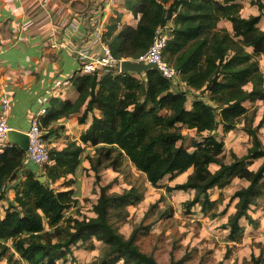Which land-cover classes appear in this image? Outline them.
Masks as SVG:
<instances>
[{
  "label": "trees",
  "instance_id": "16d2710c",
  "mask_svg": "<svg viewBox=\"0 0 264 264\" xmlns=\"http://www.w3.org/2000/svg\"><path fill=\"white\" fill-rule=\"evenodd\" d=\"M236 1L123 0V7L140 18L133 27L121 23L119 12L112 17L104 41L113 55L138 59L151 47L156 30L172 24L165 60L189 88L209 92L208 100L197 95L191 108L187 107V91L177 88L157 69L140 75L107 72L71 77L78 98L72 102L53 97L42 118L43 129L53 132L56 122L83 108L79 123L84 124L89 114L93 120L80 135L81 144L73 141L60 150L50 149V163L45 165L47 181L27 169L30 161L18 145L0 154V200L7 189L15 192L0 218V264H69L76 261L74 248L90 242L83 248L95 250L94 241L101 242L104 249L91 264H163L141 250L136 231L126 238L112 222L114 215L119 217L129 206L144 200V194L135 187L122 193H108L102 187L94 217L65 216L77 201L73 189L54 186L74 175L84 157L98 179L101 169L117 170L129 161L154 187L167 176L173 178L192 169L186 182L167 188L170 192L194 191V197L186 202L188 209L199 206L215 219L227 215L234 203L235 210L224 225L229 242L243 238V221L259 226L251 212L253 207H260L264 213L262 122L244 127L252 145L242 157L233 152L230 163L222 160L224 142L215 134L220 126L224 133L236 130L249 113L245 104L264 96V73L258 60L264 55V29L259 26L264 0L254 1L260 14L249 17L242 16L243 5ZM223 20L230 22L232 30L219 27ZM184 128L209 134L189 150ZM88 147L94 149V155H85ZM257 160L261 164L251 169ZM213 164L217 166L214 171L210 169ZM234 179L245 180L248 185L236 190L220 210L223 193L212 199L211 190L225 189ZM73 184L74 180H69L66 187ZM259 260L255 259L256 264H261ZM169 264L179 263L172 260Z\"/></svg>",
  "mask_w": 264,
  "mask_h": 264
},
{
  "label": "rangeland",
  "instance_id": "374dc122",
  "mask_svg": "<svg viewBox=\"0 0 264 264\" xmlns=\"http://www.w3.org/2000/svg\"><path fill=\"white\" fill-rule=\"evenodd\" d=\"M122 1L15 0L14 2L13 0V3L12 0H0V102L2 93H7L11 97L12 105L14 102V110H17L15 114L10 113V115H13V119L9 121L10 125L18 127L20 123L23 126L22 128H27L28 125L26 117L21 111L22 107L31 101V89L26 84L31 76V67L22 65L24 62L22 52L25 48L34 47V43L38 41L39 37H47L52 30L58 33L56 35L59 36H57L55 42L50 41L49 48L66 44V41H69V44L76 41L75 44L81 45L91 32L97 30L96 26H91L92 23L98 21L97 17L106 9V12L109 13L107 24H105L107 27L112 17H116V12L123 3ZM240 1L243 2L242 16L249 17L260 14L259 7L254 2L255 0ZM4 2H9L7 12L2 10ZM75 14L89 17L88 23L87 26L82 28L79 37L74 38L71 36L72 34L68 37L67 27ZM261 15L259 26L264 29V13ZM219 27L232 30L231 24L226 20L221 21ZM103 31H106V29ZM67 51L63 46L60 53L51 52L49 55L53 60H60L61 63L68 55ZM10 56L13 58L11 60L14 61V64H11ZM60 56H63V58ZM69 57H72V55L70 54ZM258 60L264 73V55H261ZM65 65L66 63L63 62L62 68ZM73 66V69L77 68L75 64ZM67 71H70V69ZM57 72L52 73L51 78L63 73L62 70ZM32 74L39 78L37 72ZM67 77L69 76L65 74L58 76L59 81L57 83L51 82L48 87L56 89L57 87L67 86L70 81ZM175 85L180 90L187 91V107L193 103L197 95L208 100L209 94L207 92L195 91L189 88L180 81V77L176 80ZM247 88L250 89V86ZM48 101L47 99L45 102L47 106L44 105V107H49ZM36 103L39 105L42 102L36 100ZM248 107L250 108L248 115L241 120L236 130L224 133L219 127L215 132L217 137L224 142V151L221 154L224 162L230 163L232 161L233 152L239 157L248 153L252 140L244 130L245 126L252 125L256 127L262 121L259 135L264 142V98L248 104ZM31 109L33 110V107ZM35 110L32 112L38 113ZM83 111L84 108L80 113L71 115L66 120L56 122L51 133H49V128L44 129V135L47 136L46 141L50 149L60 150L73 141L81 144L80 134L87 126V123L80 124L78 121ZM91 115L89 114L87 121L91 122ZM183 133L186 135L185 146L189 150H193V144L203 140V137L209 134L199 135L196 130L187 128L183 129ZM87 154L94 155V149L91 147L86 148L85 155ZM260 164L261 161L257 160L250 168L256 170ZM27 169H33L43 181H47L45 165L38 166L30 162ZM210 169L214 171L217 166L213 164ZM190 172L191 170L174 180L165 178L158 186L154 187L148 182L146 175L137 170L129 161H124L123 166L117 170L112 168L101 169L98 179L96 173L91 169L89 161L84 157L76 173L61 179L55 183L54 187L58 190L73 189V196L77 201L66 212L65 216L67 218L74 216L80 219L95 216L93 209L102 187H106L108 193H122L131 187L139 189L144 194V200L137 205L129 206L127 213L119 214V217L114 215L112 222L126 238L136 231L137 244L141 250L152 254L160 263L169 264L174 260L179 264H256L255 259H260L259 263L264 264V213L262 209L253 207L251 212L259 220V226L253 227L248 225L247 221H243L242 224L245 227L243 238L239 242H229V231L224 228V225L228 220V215L235 210L234 203L231 204L227 215L212 219L206 216L199 206L190 209L186 206V202L194 197V191L173 190L170 192L167 190L168 187L186 182ZM69 180H74L71 188L66 187ZM245 185L248 184L244 180L234 179L231 185L225 189L215 188L211 190V197L212 199H218L220 193H223L224 202L219 208L223 210L234 192ZM10 190L12 189H7L5 198L0 200V217L5 215L10 202L14 200L15 195ZM94 242L96 245L95 250L84 249L90 242L80 244V248H74L76 261L69 264H91L99 258L104 245L98 241Z\"/></svg>",
  "mask_w": 264,
  "mask_h": 264
},
{
  "label": "built area",
  "instance_id": "2783aa9c",
  "mask_svg": "<svg viewBox=\"0 0 264 264\" xmlns=\"http://www.w3.org/2000/svg\"><path fill=\"white\" fill-rule=\"evenodd\" d=\"M106 11L105 9L97 17L98 21L96 23L91 24L92 27L96 26L97 28L95 32L90 33L89 37L98 42L100 48L98 54H91L88 47H79L73 43L67 44L66 49L70 52L77 64V69L71 77L76 78L85 75H95L96 73L121 72V62L124 59H117L113 55L109 45L104 41L106 31L103 30H107L105 24H107L106 22L109 17V13ZM88 18L86 16L76 15L71 19L67 28L74 38L76 36L79 37L82 28L87 26ZM169 38L170 29L168 26L159 27L155 32L154 40L149 50L135 61L158 64L162 70V74L175 84L180 75L171 64L166 62L164 57ZM71 77H69V80ZM2 94L0 102V154L16 145L9 139V134L13 130L9 125V117L13 108L12 100L7 93ZM41 104L38 113L32 114L29 117L30 127L28 131H25L29 138V148L26 151L27 158L30 162L38 166H44L50 163V148L44 138V129L42 127V118L47 113L48 107H44L45 101Z\"/></svg>",
  "mask_w": 264,
  "mask_h": 264
},
{
  "label": "crops",
  "instance_id": "0c3cea01",
  "mask_svg": "<svg viewBox=\"0 0 264 264\" xmlns=\"http://www.w3.org/2000/svg\"><path fill=\"white\" fill-rule=\"evenodd\" d=\"M108 1L110 2L111 0H107V2ZM12 2H13V0H12ZM14 2H15V0H14ZM236 2L241 3L243 5V2L240 1V0H237ZM8 6H9V2H4V6L2 7L3 12H7L6 10H7V8H9ZM10 11H11V8H10ZM118 12L121 15V23L122 24L131 25L133 27L137 26L140 16H138V18H136L135 15L132 12L128 11L127 9H125L123 7V3L118 8ZM76 15L77 14H75L74 16H76ZM167 26H168V28L171 31L172 24H169ZM69 33H70V30H68V28H67L68 37L71 35V33L70 34ZM56 34H58V33H56L55 31L52 30L50 35H48L47 37H44V38L43 37L42 38L39 37L38 41L34 43L35 44L34 47H28V48L26 47L24 52H22V59L24 61L22 65H28V66L31 67V71H30L31 72V76L28 78V81L26 83L27 86H29V88L31 89V92H30L31 93V97H30L31 101L28 104H25V106L22 107V110H21V111H23V114L26 117V120H27V123H28V125L26 126L27 128H22L23 126H21V124L18 121V123H19L18 125L20 127L19 126L16 127V126H13V125L9 124L13 129H16V130H19V131H23V132L28 131V129L30 127V121H29L30 119H29V117L32 114H35V112H32V111L34 109H36L35 111H38L39 107L42 105V104L38 105L36 103V100L37 101L41 100V102H43V100L47 101V99H48L49 101L47 102V104L50 105V100L53 97H58V98H60L62 100H69V101L74 102L79 96L78 90L72 84L71 81H69V83L65 87L64 86L60 87V88L57 87L56 89L48 87V86H50L51 82L57 83L59 81L58 76H63L65 74V75H68L69 77H71L72 74L74 73V71L77 69V68L76 69L72 68V67H74L73 66L74 64H75V66H77V64H76L75 60L72 57H69L70 56V53H68L69 51H67V54H68L67 56L68 57L66 56L65 60H62L63 62L66 63L64 68H62L63 67L62 66L63 62L62 61L60 63V60H58V61L57 60H53V58H51V56L49 55V54H51V52L60 53V51L62 50L63 46H65V48H67L66 45L69 44L68 43L69 41H66L67 42L66 44L62 43L63 45L56 46L58 49H55L56 47L49 48L48 45H49L50 41H54L55 42L57 40V36H59V35H56ZM72 41H73V39H72ZM71 43L75 44L76 41H73ZM76 45H78V44H76ZM78 46L79 47H88L89 48V52L91 54H98L100 52V48H99L98 42L93 40L91 37H86V39H84L82 44L78 45ZM57 57H58V55H57ZM60 57L63 58V56H60ZM11 59H13V58L10 56V60ZM15 61L19 62L20 60H15ZM10 62H11V64H14V61L11 60ZM68 69H70V71H67ZM61 70L63 71V73H59L55 77L51 78L52 73H58L57 71H61ZM34 72H37L39 74V78H37L36 76H34L32 74ZM69 77H67V78H69ZM60 80H62V79H60ZM61 82H63V81H61ZM183 84H185V83H183ZM207 94H209V92H207ZM263 98H264V96L262 98H259V99H263ZM248 104H250V103H246L245 106L248 107ZM12 107H13L12 108L13 111H12L11 114H15V112L17 110H14L15 109L14 108V102H13ZM31 107H33V110L31 109ZM189 108H191V105H189ZM95 114L97 116H100V112L97 111V110L95 111ZM12 116L13 115H10L9 121L13 119ZM63 119L66 120L67 118H63ZM63 119H61V120H63ZM92 120H93V115H91V122H92ZM91 122L86 120L85 123H87V126H86V128L84 127L85 129L83 128L84 130L81 131V134L89 127ZM220 128L223 130L222 126H220ZM258 161H261V160H258ZM190 170L192 172V169H190ZM191 172H190V174H191ZM183 174H185V173H183ZM183 174H181V175H183ZM181 175H179V176H181ZM177 177L178 176H175V177L172 178L171 176H167L165 178H169L171 180H174ZM245 182L248 184L247 181H245ZM245 186H247V185H245ZM67 188H71V187H67ZM10 192L13 195H15L14 190H10ZM3 217L4 216H1L0 218H3Z\"/></svg>",
  "mask_w": 264,
  "mask_h": 264
},
{
  "label": "water",
  "instance_id": "95a60500",
  "mask_svg": "<svg viewBox=\"0 0 264 264\" xmlns=\"http://www.w3.org/2000/svg\"><path fill=\"white\" fill-rule=\"evenodd\" d=\"M149 69H157L162 73L161 68L156 63H145V62H137L129 59H124L121 62V72H130L143 74ZM9 139L12 143L18 145L24 151H27L29 148V138L28 135L16 129L11 130L9 134ZM41 181H43L41 179Z\"/></svg>",
  "mask_w": 264,
  "mask_h": 264
}]
</instances>
